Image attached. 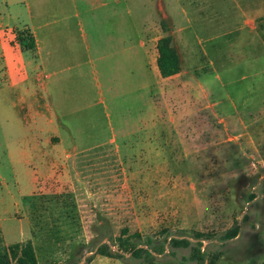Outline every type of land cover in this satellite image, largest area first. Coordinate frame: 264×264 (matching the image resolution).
Segmentation results:
<instances>
[{
  "label": "rangeland",
  "instance_id": "obj_1",
  "mask_svg": "<svg viewBox=\"0 0 264 264\" xmlns=\"http://www.w3.org/2000/svg\"><path fill=\"white\" fill-rule=\"evenodd\" d=\"M162 1L164 36L166 13L190 33L173 37L184 72L159 83L152 67L148 90L134 77L113 98L109 63L87 69V107L58 113L70 158H36L32 116L0 97V248L30 241L38 264H196L201 243L215 264H264V18L254 33L243 27L264 0ZM156 2L132 0L137 27L159 16ZM124 228L155 240L169 230L191 246L148 261L96 254Z\"/></svg>",
  "mask_w": 264,
  "mask_h": 264
},
{
  "label": "crops",
  "instance_id": "obj_2",
  "mask_svg": "<svg viewBox=\"0 0 264 264\" xmlns=\"http://www.w3.org/2000/svg\"><path fill=\"white\" fill-rule=\"evenodd\" d=\"M156 3L159 16L151 21L146 17L137 27L132 0H0V97L11 93L12 113L32 116L36 158L53 164L71 157L75 144L72 141L71 151L64 149L66 137L61 133L58 113L87 107L86 70L97 63L104 69L109 63L107 83L113 98L131 92L134 77L141 91L148 90L152 67L159 83L167 80L160 77L156 64V43L164 37L161 22L165 18L158 9L161 5L164 10L163 1ZM193 3L190 0L189 5ZM166 15L173 28V46V37H188L190 33ZM243 15L246 31L256 32L264 18L262 9ZM18 32L28 33L33 49L19 44ZM177 54L184 72L182 66L189 57ZM49 168L52 171L53 166L47 171ZM98 261L115 264L106 258Z\"/></svg>",
  "mask_w": 264,
  "mask_h": 264
},
{
  "label": "trees",
  "instance_id": "obj_3",
  "mask_svg": "<svg viewBox=\"0 0 264 264\" xmlns=\"http://www.w3.org/2000/svg\"><path fill=\"white\" fill-rule=\"evenodd\" d=\"M162 28L166 27V23L163 20L161 22ZM17 41L21 46L27 49H33V39L27 32H18ZM157 49V69L162 79L172 78L181 72V62L177 51L172 46V39L170 36L161 37L156 43ZM253 196H250L252 199ZM238 233V227L227 231L222 239L230 240L236 237ZM160 239H153L151 237H144L140 233H130L128 229L124 228L120 231V235L113 239L110 238L111 244H102L98 247L96 254L107 258L124 259L128 254L131 260H144L148 261L153 258V254L161 255L167 249L170 250V254H173V250L187 249L191 246V243L183 237H173L169 230H163ZM196 240H202L203 234H194ZM113 246L116 252L110 249ZM201 243H197L190 248L189 258L196 264H215L218 260V255L208 257L200 249ZM0 264H38L37 256L33 247V244L28 241L23 244H13L0 248Z\"/></svg>",
  "mask_w": 264,
  "mask_h": 264
},
{
  "label": "water",
  "instance_id": "obj_4",
  "mask_svg": "<svg viewBox=\"0 0 264 264\" xmlns=\"http://www.w3.org/2000/svg\"><path fill=\"white\" fill-rule=\"evenodd\" d=\"M102 244H104V243H102ZM102 244H100V245H102ZM110 249L113 250L114 252H116V249L113 246H110ZM95 251H97V248L95 249Z\"/></svg>",
  "mask_w": 264,
  "mask_h": 264
}]
</instances>
